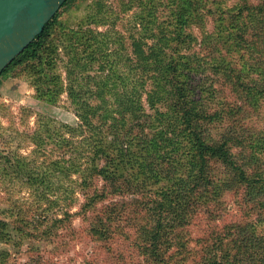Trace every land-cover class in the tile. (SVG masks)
Returning <instances> with one entry per match:
<instances>
[{
    "label": "trees",
    "instance_id": "trees-1",
    "mask_svg": "<svg viewBox=\"0 0 264 264\" xmlns=\"http://www.w3.org/2000/svg\"><path fill=\"white\" fill-rule=\"evenodd\" d=\"M107 1L65 0L0 73L27 78L34 96L52 105L67 93L80 120L62 129L39 116L30 138L43 146L58 136L61 154L40 172L25 171L36 197L32 207L45 202L49 208L78 188L91 237L108 240L131 229L138 264H264V125H248L244 116L264 111V0H117L120 12L137 5L136 31L127 36L116 30L117 16L108 23ZM79 4L85 12L69 27L63 13ZM195 45L205 54L191 51ZM227 52H236L256 77ZM16 169L23 171L22 163L0 152V179ZM228 192L241 194L249 211L239 221L202 229L193 253L186 228L199 217L204 224L219 220ZM125 196L135 199L105 203ZM63 219L17 216L9 225L22 234L31 222L40 240L52 242Z\"/></svg>",
    "mask_w": 264,
    "mask_h": 264
},
{
    "label": "rangeland",
    "instance_id": "rangeland-1",
    "mask_svg": "<svg viewBox=\"0 0 264 264\" xmlns=\"http://www.w3.org/2000/svg\"><path fill=\"white\" fill-rule=\"evenodd\" d=\"M232 1L227 0V3ZM107 6L112 13L108 23L117 16L115 19L116 30L126 36L129 32L134 34L136 27H132V12L136 9V3L127 12L119 11L117 0H108ZM84 12V4L73 6L63 13L62 20L67 26L75 27ZM159 13L165 15L168 10L160 9ZM212 27L213 19L208 17L206 28L210 30ZM102 28L99 27L100 30ZM192 29L193 33L199 37V30L196 27ZM113 47H118V42H114ZM191 51L199 52V55L205 54L199 45H195ZM126 53L129 54L130 49H127ZM226 57L239 68H244L245 74L249 72V77H256L257 71L244 66L236 52H227ZM60 71L64 78L66 74L62 66ZM90 72H95V70ZM214 80L215 88H220L218 78L214 77ZM217 95L223 97L221 91L217 92ZM41 115L52 118L54 124L62 129L65 128V125L77 127L80 121L67 93H63L57 103L52 105L38 100L34 96V88L31 87L27 78L22 76L0 78V152L10 154L13 160H19L23 168V171L16 169V175L0 179V220L3 221L0 228V264H35V259H39L40 264H138L141 256L135 247L134 232L131 229L124 228L125 234L116 231L114 236L108 240H96L91 237L88 231L89 221L84 219L80 212V206L85 197L78 188H75L76 191L71 196L73 198H57V203L49 208L46 207L47 203L45 202L37 210L32 207L36 197L30 194L32 188H29V184L27 185L25 182V176H27L25 171L31 168L35 170L34 172H40L46 167L47 159L58 158L61 154L55 144V141L59 139L58 136L43 146H37L30 138V135L38 128ZM244 116L248 125L256 128L264 125L263 110L260 112L249 111L248 113L245 111ZM64 135L70 137L68 132ZM81 137L82 134L78 131L71 138L77 141ZM220 168L223 170V167ZM69 175L79 181L76 172H70ZM70 183L72 182L70 181ZM239 198H241V194L228 192L220 199V202L224 203V211L216 222H205L204 224L200 217L191 222L185 233L187 236L193 237L189 243V248L193 253H198L196 236L199 232L202 233V229L206 228L205 230L209 232L211 225L221 227L245 217L244 214L249 211V208ZM121 199L132 200L135 198L129 196L106 198L105 203ZM65 211L70 213L67 219H63ZM39 215L42 217L47 215L50 219L55 216L64 220L55 229L54 241L40 240L37 236L39 233L35 231L31 222L26 225L28 232L22 234L10 227L17 216L31 221L33 218L37 219ZM253 215L254 212H251L250 219L254 218L255 215ZM109 248H111L110 251ZM119 251L123 254H120Z\"/></svg>",
    "mask_w": 264,
    "mask_h": 264
},
{
    "label": "water",
    "instance_id": "water-1",
    "mask_svg": "<svg viewBox=\"0 0 264 264\" xmlns=\"http://www.w3.org/2000/svg\"><path fill=\"white\" fill-rule=\"evenodd\" d=\"M65 0H0V73L38 36Z\"/></svg>",
    "mask_w": 264,
    "mask_h": 264
}]
</instances>
